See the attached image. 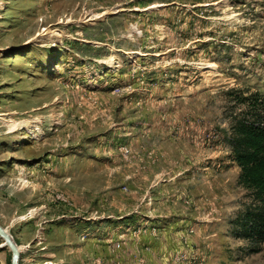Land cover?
<instances>
[{"label": "rangeland", "instance_id": "1", "mask_svg": "<svg viewBox=\"0 0 264 264\" xmlns=\"http://www.w3.org/2000/svg\"><path fill=\"white\" fill-rule=\"evenodd\" d=\"M257 97L264 0H0L19 264H264L233 234L255 200L230 140Z\"/></svg>", "mask_w": 264, "mask_h": 264}, {"label": "trees", "instance_id": "2", "mask_svg": "<svg viewBox=\"0 0 264 264\" xmlns=\"http://www.w3.org/2000/svg\"><path fill=\"white\" fill-rule=\"evenodd\" d=\"M255 101V112L238 120L230 140L233 158L241 168L239 183L251 191L255 200L233 221V234L260 245L264 242V104L258 97ZM259 248L251 250L256 252Z\"/></svg>", "mask_w": 264, "mask_h": 264}, {"label": "water", "instance_id": "3", "mask_svg": "<svg viewBox=\"0 0 264 264\" xmlns=\"http://www.w3.org/2000/svg\"><path fill=\"white\" fill-rule=\"evenodd\" d=\"M0 237L2 238L4 244L8 246L12 251L11 264H19L21 259V252L18 244L13 239L11 233L0 225Z\"/></svg>", "mask_w": 264, "mask_h": 264}]
</instances>
